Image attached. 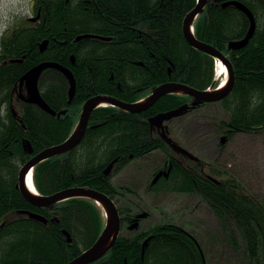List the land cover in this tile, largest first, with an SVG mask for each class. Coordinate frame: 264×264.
Masks as SVG:
<instances>
[{
  "label": "trees",
  "instance_id": "trees-1",
  "mask_svg": "<svg viewBox=\"0 0 264 264\" xmlns=\"http://www.w3.org/2000/svg\"><path fill=\"white\" fill-rule=\"evenodd\" d=\"M197 1L33 0V16L40 13V17L24 19V24H17L19 28L3 36L0 264H66L97 240L106 221L94 200L78 197L38 207L17 187L19 170L37 152L71 135L85 101L93 95L107 94L135 102L168 81L207 89L215 77V58L192 47L183 33L184 19ZM251 7L255 9L256 4ZM246 25L240 10L223 6L220 0H210L194 27L201 41L216 46L233 62L234 89L221 101L229 118L220 121V125L233 129L232 134L264 131L263 33L257 30L245 47H228L231 41L242 38ZM83 34L101 37L77 40ZM46 39L49 43L42 50L41 43ZM46 60L68 66L76 78V93L69 103L70 82L66 75L56 68H48L41 75L42 95L57 113L63 112L60 117L18 95L21 77ZM188 97L165 95L139 114L111 105L96 108L77 148L35 166L36 188L41 194H51L73 186H87L115 200L135 193L125 185L116 186L113 176L133 160L148 161L158 152L164 154L161 163L170 155L176 158L174 148L161 133L155 128L151 130L148 118L189 102ZM24 139L31 141L32 154L25 150ZM184 157L182 165L189 164L196 172L188 168L183 173L180 163H174L171 177L162 180L164 186L149 185L148 190L200 194L219 219L224 239L237 254L235 264H264V200L246 192L232 177L231 181L212 180L202 171L203 162ZM115 158L118 161L113 172L106 175L105 168ZM21 210L40 213L48 222L31 218ZM120 211L126 215L122 216L124 227L133 220V214L127 215L122 208ZM64 229L71 234L72 242H68ZM151 235L144 247L145 239ZM212 263L197 237L178 224L164 223L133 236L120 234L107 254L90 264Z\"/></svg>",
  "mask_w": 264,
  "mask_h": 264
},
{
  "label": "rangeland",
  "instance_id": "rangeland-1",
  "mask_svg": "<svg viewBox=\"0 0 264 264\" xmlns=\"http://www.w3.org/2000/svg\"><path fill=\"white\" fill-rule=\"evenodd\" d=\"M9 7V15L14 11L20 12L27 19L34 14L33 0H14ZM217 69L215 63V74ZM228 118L229 114L221 102L204 103L194 111L174 118L169 123L170 134L177 143L200 158L207 174L219 180L224 178L231 181L232 177L244 186L246 192L264 200V131L235 132L222 141V135L226 133H221L218 127L220 121ZM161 157L162 153L158 152L148 161L133 160L113 176L112 181L116 186L125 185L135 192L124 198L117 197V205L127 215H135V218L137 212L148 213L137 220L139 225L135 229L129 228L135 221L132 218L128 225L122 227L121 234L133 236L155 225L175 223L199 239L211 263L235 264L237 254L231 250L229 241L224 239L219 219L200 194L148 190L149 180Z\"/></svg>",
  "mask_w": 264,
  "mask_h": 264
},
{
  "label": "water",
  "instance_id": "water-1",
  "mask_svg": "<svg viewBox=\"0 0 264 264\" xmlns=\"http://www.w3.org/2000/svg\"><path fill=\"white\" fill-rule=\"evenodd\" d=\"M209 1L210 0L197 1V4L194 7V9L191 10L184 19L183 33L187 42L192 47L209 54L210 56L214 57L215 59L225 64L229 75L226 84H224L223 86H221L222 84H220L218 87H215L216 84V78H215L214 82L211 84L209 88L199 89L184 82L169 81L162 83L158 85L156 88H154L153 92L148 97L135 102H127L115 96L107 95V94L93 95L85 101L80 114L79 121L75 129L71 133V135L63 142L49 146L37 152L32 158H30L27 162H25L22 165L21 169L19 170V176H18L19 181L17 183V187L20 189L23 196L29 202H31L32 204L38 207H47L71 198L83 197L94 200L102 208L104 212L106 223L97 240L93 243L92 246L83 250L78 256H76L66 264H90L107 254V252L112 248V246L116 242L121 232L122 219H121L119 206L117 205V202L109 194L101 190L87 186H73L51 194H41L36 188L34 177L32 182L35 191L33 192L28 186L29 173L32 172L33 174L35 166L40 162L48 158L67 153L77 148L82 143L87 133L90 124L91 115L96 108L101 106L111 105L128 112L140 113L150 108L161 97L167 94H185L191 96L193 100L191 103H185L177 108L165 112H160L149 118V121L152 126L160 128L162 130L161 135L163 136L165 141H167V143L170 144L172 148H174L175 151L181 152L191 159L199 160V158L196 155H194L191 151H189L187 148L177 143V141L173 137H169V132L166 129L164 123L165 121H169L173 118L184 115L189 110L194 109L197 106H200L204 103L219 102L223 100L228 94H230V92L234 88L235 73H234L232 61L223 53L222 50H220L219 48L208 42L201 41L195 35V31H194L195 21L198 18V16L204 11ZM230 4L235 5L241 11L245 12L250 17V21H251L250 29L247 35L244 38L231 41L228 46L229 49L237 50L248 44L250 38L253 36V33L255 31L256 23H255L254 15L251 9L247 5H245L240 1L223 2V6H227ZM39 17L40 15L34 18V20H36ZM91 36L101 37L95 34H83L78 36L77 40ZM48 43H49L48 39L44 40L41 43V49L44 50L47 47ZM72 58L74 61L75 60L74 55L72 56ZM48 68H56L61 72H63L68 78L70 82L69 103H71L76 93L75 75L71 70V68H69L68 66L63 65L57 61H51V60H46L38 63L37 65L29 69L21 77L20 84L18 87V93H19L18 95L19 98H21L23 101L36 104L46 112L52 115L57 114V116L60 117L63 112L57 113L56 110L49 105V103L43 97L39 86L41 75L43 71ZM13 112L14 114H16L15 109H13ZM225 138L226 137H222V141H225ZM23 143L25 150L28 153L32 154L34 152V149L31 141L29 139H24ZM117 161L118 158H115L105 168L104 173L106 175H109L112 172L113 167L115 166V163ZM158 178L159 175H156L154 181H156ZM212 179L216 182H219V180L216 178H212ZM21 213L27 214L31 218L37 219L44 223L48 222L47 217H45L40 213L33 212L30 210H21ZM143 216L144 214L140 215L139 218ZM138 225H139V221L135 219V221H133L129 225V228L135 229L137 228ZM63 232L66 234L68 242H72L71 234L65 229L63 230ZM151 237L152 235L148 236L145 239L143 244L144 247L151 239Z\"/></svg>",
  "mask_w": 264,
  "mask_h": 264
},
{
  "label": "flooded vegetation",
  "instance_id": "flooded-vegetation-1",
  "mask_svg": "<svg viewBox=\"0 0 264 264\" xmlns=\"http://www.w3.org/2000/svg\"><path fill=\"white\" fill-rule=\"evenodd\" d=\"M221 1V3L223 4V2H225V1H240V2H242V3H244L245 5H247L250 9H251V11H252V13H253V15H254V18H255V23H256V26H255V31H254V33H253V36L255 35V33L257 32V30L259 31V32H262L263 33V36H264V0H220ZM253 5V6H255V4H256V7H255V9L254 8H252L251 7V5ZM227 6H229L232 10H234V9H238V10H240L239 8H237L235 5H233V4H230V5H227ZM241 11V10H240ZM243 14H244V16L246 17V20H247V25H246V30H245V33H244V35L242 36V38H244L246 35H247V33L249 32V29H250V25H251V21H250V17L245 13V12H243V11H241ZM39 15H40V13H39ZM38 15V16H39ZM33 17H35V16H33ZM25 19V17H23V15L20 13V12H13V14L12 15H9L8 16V18H7V20L5 21V23L7 24V27L4 29V33H3V36L9 31V30H14V29H16V28H19V27H16V25L18 24V26L20 25V23H22L23 22V20ZM3 36H0V42L2 41V39H3ZM252 36V37H253ZM251 37V38H252ZM251 38H250V40H251ZM250 40H249V42H250ZM248 42V43H249ZM261 42H264V39H261ZM245 47V46H244ZM232 61V60H231ZM153 92V91H152ZM232 93V91L230 92V94ZM151 94V92L148 94V95H150ZM229 94V95H230ZM148 95H146V96H148ZM145 96V97H146ZM162 98V97H161ZM188 99H189V101H191L193 98H191L190 96L188 97ZM122 100V99H121ZM153 106V105H152ZM149 109V108H148ZM147 109V110H148ZM147 110H144V111H142V112H140V113H143V112H145V111H147ZM162 112H165V111H162ZM158 113H160V111L158 112ZM158 113H156V114H158ZM139 114V113H138ZM156 114H154V115H156ZM154 115H152V116H154ZM92 116V115H91ZM152 116H150L149 118H151ZM149 118H148V122H149V126H150V128H151V130L152 129H156V131L157 132H160V133H162L161 131V129L160 128H157V127H155V126H152L151 125V123H150V121H149ZM174 119V118H173ZM173 119H171V120H169V121H165V123H164V125H165V127H166V129L168 130V132H169V137H171L170 136V132H171V130H170V128H169V123L173 120ZM218 129L221 131V133H226V135H222V137H228L229 138V136L232 134V131H233V129L229 126V125H227V124H221V125H219V127H218ZM188 149V148H187ZM176 152V155H173V156H175L176 158L174 159L173 157H172V155H170L169 157H168V159L167 160H163L162 161V163L160 162L159 164H158V166H157V170H156V172H155V174H154V176H152L151 177V179L149 180V184H150V186H152V185H160L161 183V186H163V182H162V180L163 179H169L170 177H171V174L173 173V170H174V163H180V167H181V170H182V172L183 173H185V172H187V170L186 169H188V168H190V169H192V170H194V172H196L197 170H196V168L195 167H193V166H191V165H187V166H185V165H182V162H185L186 160H184L183 159V157L184 156H186V155H184L183 153H181V152H177V151H175ZM160 153V152H159ZM162 153V157L164 156V154H163V152H161ZM177 153H179V155L177 154ZM198 157V156H197ZM185 158V157H184ZM199 158V157H198ZM194 160V159H193ZM195 162H198V163H200L201 164V162L200 161H198V160H196ZM193 167V168H192ZM113 169H114V167H113ZM202 171H204V169H202ZM112 172H113V170H112ZM111 172V173H112ZM110 173V174H111ZM156 175H159V178L156 180V181H154V178H155V176ZM210 178H211V176L209 175V174H207ZM162 192H165V191H162ZM120 213H121V211H120ZM142 214H144V216L143 217H145V216H147L148 215V213L147 212H142V213H136V217L137 218H135V215H134V219H139V215H142ZM121 215L124 217V215L121 213ZM143 217H141V218H143ZM132 221V220H131ZM134 221V220H133Z\"/></svg>",
  "mask_w": 264,
  "mask_h": 264
},
{
  "label": "clouds",
  "instance_id": "clouds-1",
  "mask_svg": "<svg viewBox=\"0 0 264 264\" xmlns=\"http://www.w3.org/2000/svg\"><path fill=\"white\" fill-rule=\"evenodd\" d=\"M14 0H0V36H3L4 29L7 27L5 21L8 18L10 11V3H13Z\"/></svg>",
  "mask_w": 264,
  "mask_h": 264
},
{
  "label": "bare ground",
  "instance_id": "bare-ground-1",
  "mask_svg": "<svg viewBox=\"0 0 264 264\" xmlns=\"http://www.w3.org/2000/svg\"><path fill=\"white\" fill-rule=\"evenodd\" d=\"M217 66H218V69H217V77L218 78H221V77H223L222 78V80L221 79H219V80H221L222 81V85L221 86H223L224 84H226V82H227V79H228V70H227V67L225 66V64H223L222 62H220V61H218L217 62ZM224 68V69H226L227 71L226 72H224V71H221V68ZM155 77V76H154ZM59 144V143H58ZM47 148V147H46ZM42 149V148H41ZM45 149V148H44ZM36 151V150H35ZM43 163V162H42ZM47 163V162H46ZM49 164V163H48ZM181 170V169H180ZM32 180H33V174H32V172H30L29 173V175H28V186H29V188L31 189V191H35L34 190V187H33V182H32ZM164 186V185H163ZM160 192V191H159ZM155 193V192H154ZM157 193V192H156ZM162 193V192H161ZM133 234V233H132Z\"/></svg>",
  "mask_w": 264,
  "mask_h": 264
},
{
  "label": "snow or ice",
  "instance_id": "snow-or-ice-1",
  "mask_svg": "<svg viewBox=\"0 0 264 264\" xmlns=\"http://www.w3.org/2000/svg\"><path fill=\"white\" fill-rule=\"evenodd\" d=\"M221 71H224V72H226L227 70L226 69H224L223 67L221 68Z\"/></svg>",
  "mask_w": 264,
  "mask_h": 264
}]
</instances>
